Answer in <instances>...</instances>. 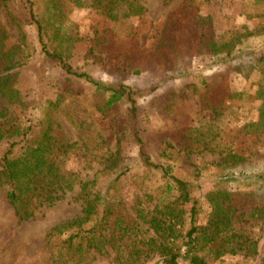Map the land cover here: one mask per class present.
Here are the masks:
<instances>
[{
    "label": "rangeland",
    "instance_id": "1",
    "mask_svg": "<svg viewBox=\"0 0 264 264\" xmlns=\"http://www.w3.org/2000/svg\"><path fill=\"white\" fill-rule=\"evenodd\" d=\"M99 1L103 0H65L63 7L67 11V24L76 26L80 38L68 54L73 70L86 73L108 87L132 91L134 104L125 97L108 113L97 107L101 97L95 86L67 74L58 59L44 52L32 14L33 11L37 15L35 0H14L15 13L23 19L27 35L25 64L16 70L22 100L12 104L0 97V111L7 114L10 126L26 133L30 128L28 138H37L50 128L51 135L66 146L65 168L78 176V183L24 222L19 221L0 188V264H52L47 234L57 225L82 215V185L94 181L97 189L104 192L115 177L93 158L94 151L106 154L121 149L126 172L118 185V198L122 207L132 214L135 199L143 189L153 190L163 183L160 174L146 166L138 138L154 163L171 166L177 176L198 185L195 200L201 209L198 221L201 225L210 220V206L203 195L221 179L228 180L226 186L232 197L226 206L231 205L235 211V229L246 240L257 242L258 255L251 262L226 256L220 260L209 258V263L264 264V220L242 218L254 206L264 204V129L252 134L244 131L249 121L258 119L255 91L261 72L253 73L249 79L231 76L234 90L248 92L246 101L226 102L223 108L227 112L220 122L213 150H188L182 132L198 127L207 114L201 110L200 96L213 85L218 60L195 58L187 63V71L182 75L169 74L158 66L137 75L133 74L136 69L133 68L129 79L119 67L127 65L129 55L152 52L169 14L190 0H147L145 14L122 19L118 26L98 12ZM194 1L198 2L202 15L213 18L217 39L224 41L250 33L237 44L235 51L263 53L264 17L256 16L258 12L264 13L261 6L253 0ZM0 25L8 35L7 49L18 45L20 33L8 22L2 6ZM223 68L226 72L228 65ZM24 134L3 140L1 154L18 155ZM13 142L19 145L13 148ZM228 152L244 161L218 177L220 171L213 164L219 163ZM142 228L146 229L143 224ZM189 260L184 250L179 264H190ZM112 261V252L95 254L91 264H112ZM147 264H160V258L155 256Z\"/></svg>",
    "mask_w": 264,
    "mask_h": 264
},
{
    "label": "trees",
    "instance_id": "2",
    "mask_svg": "<svg viewBox=\"0 0 264 264\" xmlns=\"http://www.w3.org/2000/svg\"><path fill=\"white\" fill-rule=\"evenodd\" d=\"M64 1L35 0L37 15L33 11L32 14L44 52L58 59L67 74L95 86L101 97L97 106L101 112L113 111L125 97L134 104L131 90L108 87L86 73L73 70L69 55L80 38L76 26L67 24ZM253 1L264 10V0ZM13 3L14 0H0L8 22L17 27L21 36L18 45L7 49L8 35L0 25V97L16 104L22 100L16 70L25 64L27 35L24 21L17 17ZM146 3L147 0H103L98 2V12L118 26L122 19L145 14ZM77 4L82 6L80 1ZM256 16L264 17V13L258 12ZM248 36L250 33L224 41L217 39L213 18L201 14L198 2L186 1L169 14L156 48L147 54L129 55L127 65L119 69L126 79L130 78L133 68H136L133 74L140 75L155 66L169 74L182 75L187 71V63L195 58L217 59L219 67L213 85L200 96L201 110L207 114L198 127L183 130L181 137L188 150L211 151L227 112L223 108L226 102L246 101L248 92L234 90L231 86L234 74L249 79L253 73L261 72L255 91L258 119L249 121L244 131L252 134L264 129V50L261 54L235 51L237 44ZM226 65L227 71L223 72ZM7 118V114L0 111V145L5 139L25 134L18 155L0 152V188L19 221L24 222L46 203L56 201L61 193L73 190L78 176L65 168L68 151L51 135L50 128L44 129L37 138H28L30 128L27 133L21 132L10 126ZM138 142L146 166L150 171H157L163 183L153 190L143 189L135 199L131 214L118 198V185L126 172L121 149L106 154L94 151L93 158L115 177L104 192L97 189L94 181L82 185V215L57 225L47 234L52 264H91L95 254L110 255L111 252L112 264H147L155 256L160 258V264H179L184 250L190 264H210L209 258L220 260L226 256L253 261L258 255L257 242H250L237 232L235 211L231 205L226 206L232 197L226 186L228 180L221 179L203 195L210 206V220L201 225L198 223L201 209L199 201L195 200L198 185L177 176L171 166L154 163L144 152L143 141L138 138ZM17 145V142L11 144L13 148ZM243 161L242 157L228 152L213 165L219 169L218 177H221ZM246 216L251 220H264V204L254 206L242 218Z\"/></svg>",
    "mask_w": 264,
    "mask_h": 264
}]
</instances>
